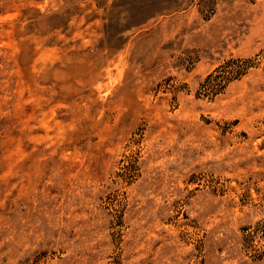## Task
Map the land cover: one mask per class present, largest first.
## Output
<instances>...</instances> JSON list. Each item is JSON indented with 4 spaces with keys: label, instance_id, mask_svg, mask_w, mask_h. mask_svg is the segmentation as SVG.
I'll list each match as a JSON object with an SVG mask.
<instances>
[{
    "label": "rangeland",
    "instance_id": "rangeland-1",
    "mask_svg": "<svg viewBox=\"0 0 264 264\" xmlns=\"http://www.w3.org/2000/svg\"><path fill=\"white\" fill-rule=\"evenodd\" d=\"M0 264H264V0H0Z\"/></svg>",
    "mask_w": 264,
    "mask_h": 264
}]
</instances>
